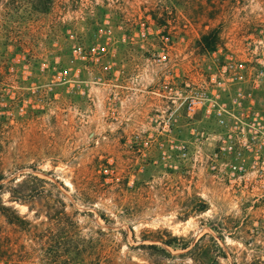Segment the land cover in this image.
<instances>
[{
	"label": "rangeland",
	"instance_id": "obj_1",
	"mask_svg": "<svg viewBox=\"0 0 264 264\" xmlns=\"http://www.w3.org/2000/svg\"><path fill=\"white\" fill-rule=\"evenodd\" d=\"M0 203V264H264V0H0Z\"/></svg>",
	"mask_w": 264,
	"mask_h": 264
},
{
	"label": "trees",
	"instance_id": "obj_2",
	"mask_svg": "<svg viewBox=\"0 0 264 264\" xmlns=\"http://www.w3.org/2000/svg\"><path fill=\"white\" fill-rule=\"evenodd\" d=\"M212 35H214V34H213V33H210L209 35L204 36V37H203V40L208 39V38L211 37ZM8 209H9V208H7L5 205H3L2 203H0V211H1V212L4 213V212L8 211ZM13 219L18 220L19 217H18V216H14Z\"/></svg>",
	"mask_w": 264,
	"mask_h": 264
},
{
	"label": "built area",
	"instance_id": "obj_3",
	"mask_svg": "<svg viewBox=\"0 0 264 264\" xmlns=\"http://www.w3.org/2000/svg\"><path fill=\"white\" fill-rule=\"evenodd\" d=\"M194 104V101H191L190 103H189V108L192 110L193 109V107H192V105Z\"/></svg>",
	"mask_w": 264,
	"mask_h": 264
}]
</instances>
